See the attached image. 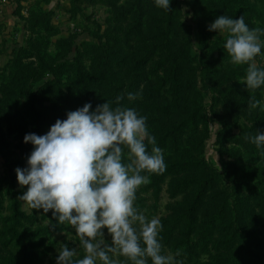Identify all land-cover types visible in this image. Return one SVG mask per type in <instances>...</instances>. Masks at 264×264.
<instances>
[{"label":"rangeland","instance_id":"rangeland-1","mask_svg":"<svg viewBox=\"0 0 264 264\" xmlns=\"http://www.w3.org/2000/svg\"><path fill=\"white\" fill-rule=\"evenodd\" d=\"M221 15H243L250 29H264V0H170V11L154 0H0V264H56L61 243L76 248L74 260L84 258L70 225L17 199L27 186L15 170L27 167L33 150L26 134H46L85 103L116 106L117 95L121 106L147 116L163 150L166 170L150 175L135 201L159 219L163 253L181 250L183 264L217 254L185 236L188 206L202 188L198 213L210 215L227 200L236 209L225 230H236L229 249L246 240L264 264V148L244 139L264 133V111L247 107L252 96L264 105V86L247 89V65L230 62L227 34L208 30ZM74 58L80 80L65 66ZM256 63L264 68V55ZM128 93L142 95L129 101ZM184 160L205 165L199 173L168 169Z\"/></svg>","mask_w":264,"mask_h":264},{"label":"clouds","instance_id":"clouds-1","mask_svg":"<svg viewBox=\"0 0 264 264\" xmlns=\"http://www.w3.org/2000/svg\"><path fill=\"white\" fill-rule=\"evenodd\" d=\"M154 2L170 11V0ZM208 30L227 34L224 49L230 62L247 65L246 88L264 86V68L256 63V57L264 55V29H250L243 15L238 19L221 15ZM141 95L128 93L127 99L135 101ZM123 99L117 95L116 106L106 101L95 110L85 103L67 112L66 119H57L46 134L24 136V143H31L33 150L27 167L15 170L18 184L27 186L17 199L31 210L51 211L60 225H70L85 252L84 258L74 260L76 248L61 243L56 264H120L114 259L119 256L131 264H148L149 258L151 264H183L176 259L181 250L163 253L159 219H149L136 207L139 188L151 182L150 175L162 174L166 163L163 150L149 134L147 116L121 106ZM247 107L264 111L255 96ZM244 139L264 148V133ZM104 229L110 243L105 241Z\"/></svg>","mask_w":264,"mask_h":264},{"label":"trees","instance_id":"trees-1","mask_svg":"<svg viewBox=\"0 0 264 264\" xmlns=\"http://www.w3.org/2000/svg\"><path fill=\"white\" fill-rule=\"evenodd\" d=\"M66 61V60H65ZM65 63V62H64ZM65 66L74 71L75 79L81 78V65L78 58L71 59L65 63ZM190 136H186L188 140ZM205 163L202 160H196V162L181 161L177 164L169 166L168 169H172V173L188 171L191 173H199ZM173 168H175L173 170ZM192 181H197L193 180ZM189 181V180H188ZM200 188L188 206V223L186 224L185 236L191 246H195L200 249L208 250L214 249L217 253L213 255L206 264H261L260 256L258 253L248 245L246 240H243V244L238 245L235 249H229L228 245L235 238L234 232H227L231 223H234V219L229 218V212L236 216L233 205L227 204V200H220L221 207H217L218 211L212 214H199L198 211L201 207V191ZM207 217L204 226L198 229L197 223H201L203 217ZM229 220H231L229 222ZM200 221V222H199ZM205 221V220H204ZM220 228L224 232L218 231ZM198 229V230H197ZM246 261V262H245Z\"/></svg>","mask_w":264,"mask_h":264}]
</instances>
